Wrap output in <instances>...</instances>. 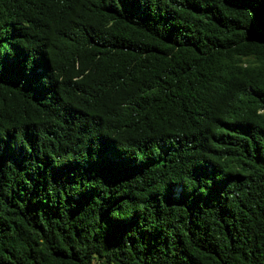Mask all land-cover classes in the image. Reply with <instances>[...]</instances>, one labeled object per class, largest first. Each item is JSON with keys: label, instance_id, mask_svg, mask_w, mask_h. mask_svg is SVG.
Instances as JSON below:
<instances>
[{"label": "trees", "instance_id": "1", "mask_svg": "<svg viewBox=\"0 0 264 264\" xmlns=\"http://www.w3.org/2000/svg\"><path fill=\"white\" fill-rule=\"evenodd\" d=\"M0 264H264V0H0Z\"/></svg>", "mask_w": 264, "mask_h": 264}]
</instances>
